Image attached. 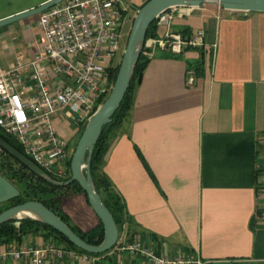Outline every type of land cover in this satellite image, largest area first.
<instances>
[{"label":"crops","instance_id":"obj_1","mask_svg":"<svg viewBox=\"0 0 264 264\" xmlns=\"http://www.w3.org/2000/svg\"><path fill=\"white\" fill-rule=\"evenodd\" d=\"M48 1L0 0V21ZM39 18L36 13L0 26V69L22 65L32 87L29 63L43 43ZM157 24L158 37L204 29L205 46L180 54L156 48L129 116L113 133L103 170L132 219L131 231L125 225L118 241L140 236L159 253H185L204 264H264V12L205 3L173 7ZM201 60L204 70L197 73ZM39 65L52 84L59 81L46 60ZM57 123L60 134L76 135L67 115ZM60 199L84 231L100 223L83 192ZM23 240L49 239L28 234ZM17 245H0V264H16L2 254ZM98 258L100 264H142L129 253Z\"/></svg>","mask_w":264,"mask_h":264},{"label":"built area","instance_id":"obj_2","mask_svg":"<svg viewBox=\"0 0 264 264\" xmlns=\"http://www.w3.org/2000/svg\"><path fill=\"white\" fill-rule=\"evenodd\" d=\"M134 9L132 0H63L39 13L42 51L29 63L34 89L22 65L0 69V132L18 142L46 172L66 176L71 138L60 134L57 119L68 115L75 132H80L109 95L113 84L108 68L116 65L123 28L134 20ZM184 13L185 9L178 11ZM204 38V29L190 35L169 31L164 37H147L143 51L147 56L156 48L180 54L188 47H204ZM42 60L59 77L57 83L50 82L49 72L39 65ZM261 195L264 200V186ZM262 216L264 219V206ZM111 251L119 256L129 253L142 264H204L185 253H159L140 236L118 241ZM9 258L16 264H55L60 260L100 264L98 256L50 239L42 244L22 240L2 254L4 262Z\"/></svg>","mask_w":264,"mask_h":264},{"label":"water","instance_id":"obj_3","mask_svg":"<svg viewBox=\"0 0 264 264\" xmlns=\"http://www.w3.org/2000/svg\"><path fill=\"white\" fill-rule=\"evenodd\" d=\"M61 1L63 0H50L26 12L1 20L0 26L18 21L36 13H41L43 10ZM205 3H216L225 9L231 10L264 12V0H148L141 7H136L137 13L134 17L126 47L123 52L116 81L107 98L100 104L82 131L72 154L71 178L67 182L64 183L53 179L27 155L0 136V148L13 155L38 176L54 184L79 183L87 193L90 205L104 225L105 233L103 240L99 244L87 242L77 234L62 217L38 200H29L4 209L0 213V225L12 219H36L52 226L67 237L74 245L89 253H104L114 248L119 239V229L110 209L104 204L101 195L95 190L91 172V161L95 145L103 131V127L112 121L115 111L119 108L125 96L130 85L135 65L144 48L150 24L162 13L173 7H197ZM20 193V189L0 172V205L18 197ZM22 211H31L36 217L18 216Z\"/></svg>","mask_w":264,"mask_h":264},{"label":"trees","instance_id":"obj_4","mask_svg":"<svg viewBox=\"0 0 264 264\" xmlns=\"http://www.w3.org/2000/svg\"><path fill=\"white\" fill-rule=\"evenodd\" d=\"M148 0H145L139 7L145 4ZM158 18H156L149 26L147 31V37L149 36H158L157 27H158ZM184 34H191L187 29L183 30ZM190 48V47H188ZM195 48V47H194ZM150 58L142 50L139 60L137 61L130 85L125 93V96L119 106L115 111L112 121L106 124L103 127V131L98 139V142L95 145V149L91 161V172L93 176L95 190L101 195L102 201L110 209L111 213L114 216L116 224L120 233L124 230L126 225L128 232L131 231L132 219L128 213L126 203L123 197L119 192L114 188V185L110 178L106 175L103 170V166L106 162L107 154L113 143V133L115 129L120 127L124 120L129 116L135 98V91L137 85L140 83L143 71L146 68ZM121 62L113 67H109V73L111 77L112 84L114 85ZM195 70L197 73L204 70V60L197 62L195 65ZM105 98L102 100V102ZM82 133V132H81ZM2 136L8 143L17 148L19 151L25 154L22 146L12 139L9 136H6L0 132ZM138 153L141 157L142 153L138 149ZM0 172L9 180L17 181L18 188L21 193L18 197L10 200L9 205L0 206V213L16 204H20L29 200H38L56 212L60 217L67 222L72 229L79 234L84 240L92 244H99L104 238V225L100 220V223L87 231L81 229L78 225L74 224L71 221V218L63 212L61 208V199L62 195L67 194L70 191L73 192H83L86 196L87 202L88 195L79 185L78 182H71L69 184H54L47 181L45 178L38 176L32 172L26 165L22 164L17 158L9 154L6 150L0 149ZM26 155V154H25ZM71 159L70 156L67 162L66 176L65 177H56L50 172H47L53 179L67 182L71 178ZM90 204V203H89ZM19 222V224H17ZM28 234L42 235L47 239L58 238L68 249H75L80 252L89 253L76 245H74L70 240L65 237L61 232L53 228L52 226L42 222L40 220L31 219V218H22V219H12L4 222L0 225V245L11 243V242H21L23 238ZM113 249V248H112ZM111 251V250H109ZM109 251L104 253H89L95 256H101L107 254Z\"/></svg>","mask_w":264,"mask_h":264},{"label":"rangeland","instance_id":"obj_5","mask_svg":"<svg viewBox=\"0 0 264 264\" xmlns=\"http://www.w3.org/2000/svg\"><path fill=\"white\" fill-rule=\"evenodd\" d=\"M145 0H132V5H134L135 7H139ZM134 12V14H133ZM131 13L133 14V16H135L136 14V10L134 9L133 11H131ZM132 24H133V20L132 21H128L124 28H123V37L121 38L120 40V49H119V52L117 53L115 59H114V62L117 64H119L122 60V56H123V52H124V49L126 47V43H127V40H128V36H129V33H130V30H131V27H132ZM108 96V95H107ZM106 96V98H107ZM105 98V99H106ZM68 116V115H67ZM69 117V116H68ZM86 124H84L80 130V132H75V136L73 138H71L70 140V146H69V155L72 156L73 152H74V149L77 145V142L81 136V132L84 130V127H85ZM1 149V148H0ZM2 156V155H1ZM12 181V180H10ZM13 182V181H12ZM16 186H18L17 184V181H14L13 182ZM9 202L10 201H7V202H4L3 204H1L0 206H5V205H9ZM17 224H19V222H17ZM50 240H52L53 242H56L58 244H63L61 242V240H59L58 238H50Z\"/></svg>","mask_w":264,"mask_h":264},{"label":"bare ground","instance_id":"obj_6","mask_svg":"<svg viewBox=\"0 0 264 264\" xmlns=\"http://www.w3.org/2000/svg\"><path fill=\"white\" fill-rule=\"evenodd\" d=\"M18 216H30V217H36V215H34V213H32L31 211H22L19 213Z\"/></svg>","mask_w":264,"mask_h":264},{"label":"flooded vegetation","instance_id":"obj_7","mask_svg":"<svg viewBox=\"0 0 264 264\" xmlns=\"http://www.w3.org/2000/svg\"><path fill=\"white\" fill-rule=\"evenodd\" d=\"M0 158H2V156L0 155Z\"/></svg>","mask_w":264,"mask_h":264}]
</instances>
